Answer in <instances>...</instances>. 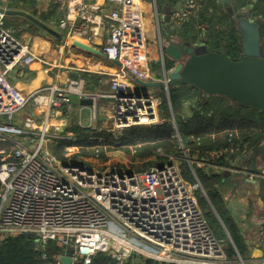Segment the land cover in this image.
Segmentation results:
<instances>
[{"label":"built area","instance_id":"1","mask_svg":"<svg viewBox=\"0 0 264 264\" xmlns=\"http://www.w3.org/2000/svg\"><path fill=\"white\" fill-rule=\"evenodd\" d=\"M110 1L121 8L107 12L94 0H66L65 16L59 24L68 37L85 33L91 41L103 30L102 24L108 22L103 30L107 40L102 53L108 62L121 64L110 76V95L88 90L89 78L82 77L23 99L10 84L9 74L18 69L19 76L24 77L40 59L14 36L6 24V15L0 13V116L5 117L0 121V144L11 145L0 149V241L33 234L41 259L47 264H62L64 257H69L71 264H92L100 253L110 255L119 264L146 260L156 264H264V225L258 229L262 257L257 261L244 260L236 250V256L230 259L199 204L200 181L192 167L195 182L184 178L180 158L168 156L159 166L139 172L95 167L74 155L79 154V148L73 145L78 134L69 129L72 122L95 132H119L160 123L155 118L161 102L154 96L140 100L142 109L134 107V96L121 100L131 106L101 105L102 97H116L119 92L133 94L128 79L145 81L150 73L131 56L136 51H146L145 31L128 19L124 0ZM201 9L202 0H185L182 8L173 11L171 19L180 26L198 18ZM199 28L203 37L205 28ZM130 35L135 41L133 46L129 45ZM162 81L167 82L165 75ZM74 97L92 101L88 124L81 114L75 121L71 119ZM29 103L44 115L40 123L31 114H22ZM17 114L20 117H15ZM100 117L106 121H100ZM220 155L223 152L211 154ZM244 158L238 157L235 163L224 167L208 163L205 158L196 162L199 168L208 166L216 172L264 179V171L248 174L246 166L243 170L236 167ZM184 160L192 161L188 156ZM50 244L62 251L50 257Z\"/></svg>","mask_w":264,"mask_h":264},{"label":"trees","instance_id":"2","mask_svg":"<svg viewBox=\"0 0 264 264\" xmlns=\"http://www.w3.org/2000/svg\"><path fill=\"white\" fill-rule=\"evenodd\" d=\"M164 1L168 2L156 0L158 9L164 7ZM177 2L184 4L185 0L169 1L172 7ZM255 7L258 17L262 16L264 19V0L254 4ZM176 26L178 35L191 45L200 42L209 51L220 52L226 43L225 51L230 58L241 55L240 33L229 14L214 0H202L198 18ZM200 26H206L203 37L200 36ZM165 65L167 70L175 67L174 62L169 59H166ZM155 89L153 96L161 102L158 113L162 121L159 124L126 128L121 134L115 135L108 130L95 132L72 122V131L78 134L73 145L80 149L76 157L107 161L111 152L126 149L124 152L129 155L132 163L148 161L144 170L159 166L160 162H166L168 156L180 158L184 178L189 182H195L193 168L200 181L202 190L197 192L199 204L212 232L222 241L228 257L234 258L237 250L244 260H248V247L244 242L242 230L226 208L222 196L225 175L208 166L199 168L196 165L191 168L184 158L188 156L190 160L195 161L205 158L208 163L224 167L235 163L238 157L249 156L250 152L264 142V112L243 106L223 96L205 95L193 86H170L168 89L160 86ZM188 106H191L190 114H186ZM220 152H223V155L211 156ZM59 158H62V154H59ZM138 171L141 172L139 169ZM211 205L225 224L227 234L234 244L219 228L216 216L210 210ZM36 241L37 237L33 234L1 240L0 264H47L41 259L42 252L36 248ZM61 251L62 249L54 244L48 247L50 257ZM92 264L119 263L110 255L100 253ZM140 264L156 263L146 260Z\"/></svg>","mask_w":264,"mask_h":264},{"label":"crops","instance_id":"3","mask_svg":"<svg viewBox=\"0 0 264 264\" xmlns=\"http://www.w3.org/2000/svg\"><path fill=\"white\" fill-rule=\"evenodd\" d=\"M65 1L61 3L46 0H0V8L12 11H23L37 18L57 33V35H53L22 16L6 15V24L13 30L14 36L26 44L40 59V61L35 62L30 67L24 77L19 76L18 69H13L9 74L8 80L10 84L17 89L23 99H28L34 93L54 85L64 86L68 79L82 77H87L91 80V85L89 84L87 87L88 90L104 95L111 94L110 76L118 71L119 66L115 63L108 62L104 55L100 56L90 53L75 46V42H79L102 51L103 45L107 40V36L103 30L109 24L107 21L105 24H102L101 29L103 30L99 31L98 29L99 34L93 37L91 41L88 40V34L85 33L77 32L68 37L67 32L59 28V24L65 16ZM94 1L101 5L107 12L121 8L120 4L113 3L110 0ZM169 1H164V7L158 9L156 0H124L128 19L136 25L139 24L146 33V51L140 54H137L138 51H136L131 56L136 58L137 65L141 66L143 70L149 69L150 73L147 76V80H145L148 82L162 81L165 69L167 70L165 65L166 60L161 51V42H178L182 40V37L178 35L175 23L172 19L170 23H167L165 17L169 14L171 18L173 11L182 8L183 2H177L172 7ZM214 1L218 2L222 6V9L225 10L221 0ZM235 1H237L239 8H244L251 4L256 5L260 0ZM253 16H259L256 14V7L253 8ZM14 21L18 23V27H13ZM231 21L234 23L232 17ZM204 28L206 30V26ZM133 41L132 35H130L129 45L133 46L135 42ZM225 45L226 43L223 44L222 50H226ZM262 45L264 47V37H262ZM135 48L137 49L136 45L134 46ZM42 61L47 62L48 65L43 64ZM174 65L176 64L174 63ZM128 82L130 93L137 94L140 86L133 78H129ZM145 91L153 95L156 89H145ZM186 110V114H190L191 106H188ZM87 113H90L88 106L82 105L81 101L77 97H74L71 119L75 121L80 114L84 116ZM22 114H32L39 123L44 118V115L40 111L38 112L34 109L32 103H29L23 109ZM4 119V116H0L1 122ZM88 122L85 124H88ZM69 129L72 130V127ZM5 148L9 149L7 146ZM238 164H240V170H243L246 166L244 159ZM228 174L237 177L231 182L227 179L230 176L226 178L225 185L227 184L228 186L229 184L232 186L224 198L226 208L242 230L244 242L248 247V260L257 261L262 257L258 229L261 225H264V184H262L261 179L248 178L245 175H240L244 173ZM247 179L257 180L260 182V185L247 183L245 181ZM244 184H248L249 186L247 189L245 188L246 190L243 189ZM233 206L240 214L239 217L236 215L237 212ZM240 219L243 221L242 223Z\"/></svg>","mask_w":264,"mask_h":264},{"label":"water","instance_id":"4","mask_svg":"<svg viewBox=\"0 0 264 264\" xmlns=\"http://www.w3.org/2000/svg\"><path fill=\"white\" fill-rule=\"evenodd\" d=\"M221 1L226 12L233 18L235 27L241 36L242 52L239 57L230 58L225 50L220 52L209 51L204 44L194 46L183 40L178 42H161V51L164 59H169L176 64L169 71L165 69L164 75L167 82H148L135 77L133 79L140 87L146 89L160 86H165L167 89L170 86H193L205 95L223 96L243 106L264 112V47L262 45L264 19L253 16L254 4L239 8L235 0ZM0 13H4L7 16H22L39 28L57 35L56 32L37 18L23 11L0 8ZM165 21L167 23L171 22L169 14L166 15ZM75 46L87 52L103 56L101 50L89 45L75 42ZM114 63L119 67L121 66L117 61ZM126 97L135 98L134 107L142 109L140 100H148L153 95L145 91L126 95L119 92L116 94V97H102L100 102L103 106L108 104L115 107L131 106L132 103L124 104L121 102ZM81 104L90 107L92 106V101L85 99L81 101ZM100 121H106V118L100 117ZM248 160L249 162L246 163L248 174L263 173L264 142L250 153ZM245 181L250 184L260 185V182L257 180L247 179ZM261 182L264 184V179H261ZM229 239L231 240L230 236ZM231 242L234 244L232 240ZM62 264H71V259L69 257L62 258Z\"/></svg>","mask_w":264,"mask_h":264},{"label":"rangeland","instance_id":"5","mask_svg":"<svg viewBox=\"0 0 264 264\" xmlns=\"http://www.w3.org/2000/svg\"><path fill=\"white\" fill-rule=\"evenodd\" d=\"M14 26H17L18 27V23L16 22V21H14V23H13V27ZM203 35H204V33H203ZM164 88H166L165 86H164ZM145 89L146 88H142V87H139V90H138V93H142V92H144L145 91ZM167 89V88H166ZM146 92V91H145ZM166 95H167V98H168V93H166ZM231 104V103H230ZM90 114V113H89ZM89 114L87 113V114H84V116H83V120H84V123H87L88 122V119H89ZM15 117H20V114H17V115H15ZM174 119V118H173ZM159 121L161 122L162 121V119L161 118H159ZM137 126H139V127H142V126H144V127H146V126H148V125H137ZM137 126H132V127H137ZM129 128H131V127H129ZM126 129V128H125ZM125 129H122L121 131H117V132H111L112 134H115V135H118V134H121L122 133V131L123 130H125ZM109 132V131H108ZM1 145V147H5V146H7V147H10L11 145L10 144H8V143H1L0 144ZM53 149L55 150V147L53 146ZM126 149H124V151H125ZM124 151H114V152H111L108 156H109V158H108V160L107 161H103V160H100V159H85L87 162H88V164L89 165H92V166H95V167H102V168H106V167H109V168H124L125 170H131V171H138V169L140 170V171H142V170H144V169H146L147 167V164H148V161H146V160H142V161H136V162H134V163H132V161L130 160V157H129V155L128 154H126ZM79 152H80V149H79ZM251 153V152H250ZM249 153V154H250ZM74 155H77L76 153H74ZM248 158V156L246 157V158H244V161H245V163H248L249 162V160L247 159ZM186 161V160H185ZM182 163V162H181ZM187 164L190 166V167H193V166H196L197 165V162L195 161V160H192V161H190V162H187ZM240 166V164H236V167H239ZM224 175H225V177L227 178L228 176H230L229 178H227V179H229V181L231 182L232 180H235V178L237 177V176H234V175H232L231 176V174H228V173H224ZM249 186H248V184H244V186H243V189H247ZM231 188H232V186L231 185H229L228 184V186H227V184L226 185H224L223 186V188H222V196L225 198V195L226 194H228V191L229 190H231ZM245 189V190H246ZM244 190V191H245ZM209 200V199H208ZM209 203H211V201L209 200L208 201ZM212 208V209H211ZM210 210L213 212V214H215V216H216V222H217V224L219 225V228L223 231V234H225L228 238H229V236H228V234H227V229L225 228V224L223 223V221L221 220V218L219 217V215H218V213H217V211H216V209L211 205V207H210Z\"/></svg>","mask_w":264,"mask_h":264},{"label":"bare ground","instance_id":"6","mask_svg":"<svg viewBox=\"0 0 264 264\" xmlns=\"http://www.w3.org/2000/svg\"><path fill=\"white\" fill-rule=\"evenodd\" d=\"M74 38V37H73ZM72 39V38H71ZM156 120L158 119V117L155 118Z\"/></svg>","mask_w":264,"mask_h":264}]
</instances>
